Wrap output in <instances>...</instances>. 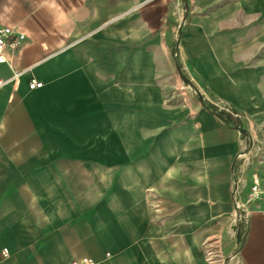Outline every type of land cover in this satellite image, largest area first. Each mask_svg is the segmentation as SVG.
<instances>
[{"label":"crops","instance_id":"obj_1","mask_svg":"<svg viewBox=\"0 0 264 264\" xmlns=\"http://www.w3.org/2000/svg\"><path fill=\"white\" fill-rule=\"evenodd\" d=\"M0 26L25 35L0 61V264H264L239 159L264 0H0Z\"/></svg>","mask_w":264,"mask_h":264},{"label":"built area","instance_id":"obj_2","mask_svg":"<svg viewBox=\"0 0 264 264\" xmlns=\"http://www.w3.org/2000/svg\"><path fill=\"white\" fill-rule=\"evenodd\" d=\"M24 33L14 29L10 26H0V61L3 60L2 52L5 48H9L11 51L16 50L21 45L22 41L24 40ZM42 85L40 81L32 79L29 82V88L34 89L38 88ZM226 110L230 111L228 108ZM246 152H242L239 156V159L242 160ZM237 180L234 185V191H237ZM261 194V181L259 176L256 173L251 175V181L247 193V204L255 199H257ZM246 204V205H247ZM235 211H236V220L239 221L245 217L246 213V206L235 204ZM6 252V249H3ZM239 250V245L237 244L233 255H235ZM109 253H106L108 255ZM70 264H99L98 261L92 259L91 257H82L79 261L72 260Z\"/></svg>","mask_w":264,"mask_h":264},{"label":"rangeland","instance_id":"obj_3","mask_svg":"<svg viewBox=\"0 0 264 264\" xmlns=\"http://www.w3.org/2000/svg\"><path fill=\"white\" fill-rule=\"evenodd\" d=\"M178 70L182 71V75L185 76L183 67L178 66ZM181 87L180 90L184 91L186 94H192L197 93L196 89L193 87H190V84L187 82L180 83ZM256 137L254 139H251L247 147L245 148L244 152H246V155L244 156V162L247 165V167L251 170L257 173V175L260 178L261 181V194L264 188V182L261 179L262 174L264 173V124H261L256 129Z\"/></svg>","mask_w":264,"mask_h":264}]
</instances>
